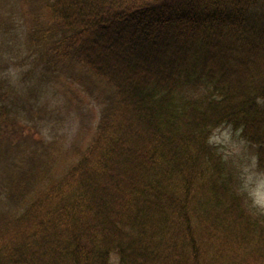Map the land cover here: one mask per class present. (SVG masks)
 Instances as JSON below:
<instances>
[{
  "label": "trees",
  "instance_id": "obj_1",
  "mask_svg": "<svg viewBox=\"0 0 264 264\" xmlns=\"http://www.w3.org/2000/svg\"><path fill=\"white\" fill-rule=\"evenodd\" d=\"M2 16L0 162L21 158L0 264H264V0H0ZM54 82L99 92L63 155L15 120Z\"/></svg>",
  "mask_w": 264,
  "mask_h": 264
},
{
  "label": "rangeland",
  "instance_id": "obj_2",
  "mask_svg": "<svg viewBox=\"0 0 264 264\" xmlns=\"http://www.w3.org/2000/svg\"><path fill=\"white\" fill-rule=\"evenodd\" d=\"M9 7L11 11L14 10L11 2H9ZM5 12L6 10L1 11V13ZM3 18L4 16L0 18V21ZM37 33L38 30L34 34ZM44 36L47 35L44 33ZM26 51L31 52L27 49L21 50L22 53H25ZM10 52H13V49H10ZM8 55L10 54L8 53ZM14 63L16 67L11 68V72L14 75H18L26 68V65H24L22 69V64L12 59L5 61L4 66H8L10 69L11 65ZM0 67H2L1 64ZM5 73L10 76L9 72L6 71ZM31 75H33V73H31ZM31 75L30 80L27 79L25 87L28 85L29 87L34 86L36 83ZM62 89L63 87L59 82H54L53 87L47 89L48 91H46L41 98L39 97V102L35 101L34 105L31 104V111L30 108L27 110V113L23 110V116L17 114L15 117L16 121L21 122L23 125L24 123L27 125L26 130H32L30 131L32 136L43 138L48 144L54 147V152L58 151L61 155L66 154V152L69 151L70 146L76 142L77 136L80 134L79 129H81V127H79L81 123L80 119L82 118L86 122V112H90L93 105H97L99 102L98 89H93L89 93L85 91V98L80 102L77 101V99L76 101L75 99L67 101V97L64 95ZM25 93H27V91H25ZM36 127H39V130H35ZM212 140L218 145H221L222 148L228 150L235 149L236 145L239 143L238 136L229 128H221L217 130ZM20 156L21 153L16 151V154L7 156L2 162H0V188L3 186V183L6 182V172L14 168L11 164L13 158H15L18 163L21 158ZM251 189L255 201L264 208V172L260 173L253 179ZM0 203L2 205L1 201Z\"/></svg>",
  "mask_w": 264,
  "mask_h": 264
}]
</instances>
